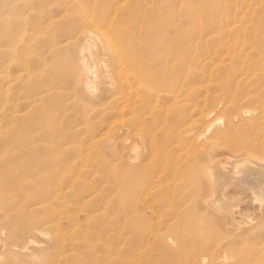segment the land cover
<instances>
[{
  "label": "rangeland",
  "instance_id": "obj_1",
  "mask_svg": "<svg viewBox=\"0 0 264 264\" xmlns=\"http://www.w3.org/2000/svg\"><path fill=\"white\" fill-rule=\"evenodd\" d=\"M262 73L264 0H0V264H264V230L231 240L195 185L165 184L180 212L165 211L147 153L135 157L155 118ZM165 212L192 224L180 254L152 235Z\"/></svg>",
  "mask_w": 264,
  "mask_h": 264
},
{
  "label": "bare ground",
  "instance_id": "obj_2",
  "mask_svg": "<svg viewBox=\"0 0 264 264\" xmlns=\"http://www.w3.org/2000/svg\"><path fill=\"white\" fill-rule=\"evenodd\" d=\"M88 51L86 48L82 50L84 68L87 75L95 78L96 63ZM260 78L259 82L250 83L243 89L237 85L235 87L226 85L224 93L219 96L213 94L211 98L206 97L202 102L203 107L198 103L194 104L186 115L165 118L164 121L155 118L156 128L151 131L150 146L146 145L144 132L139 131L137 134L139 142L135 146V157L147 153L156 197L162 196L164 199L158 204L163 206L165 211L169 208V212L173 213L177 207L175 208L174 203H167L169 189L165 184L171 182L170 187L175 188L184 184L179 188H186L188 185L191 190L194 188L191 185H195L192 194L198 196L200 211L210 220L218 222L222 231L231 240L240 238L244 240L247 234L255 230H264V97L261 96L264 92V73ZM188 87L183 86L184 90ZM173 88L174 84L165 92L174 98L180 97L187 106L189 103L186 94L170 92ZM249 101L255 104L249 106L241 103ZM216 114L222 116L214 120L213 116ZM257 128L261 130L258 131ZM157 131L168 132L173 135V139L167 136L163 143L157 144ZM177 211L180 212L178 209ZM165 214L166 212L163 215L154 214L156 228L151 234L157 238L161 231H167L165 239L168 246L179 250L180 254V244L186 246L181 230L187 224L173 223L172 220L179 217L175 213L172 218L167 219ZM161 216H164L163 220ZM207 217L199 215L195 220L196 225L201 224L200 220H205L208 222L204 227L214 230V221L210 222ZM181 219L183 220L182 216ZM171 222L179 226H173ZM216 240L219 241L220 238L217 237ZM200 255V259L203 260L207 257L203 251H200ZM195 257L199 256L196 254L192 258Z\"/></svg>",
  "mask_w": 264,
  "mask_h": 264
}]
</instances>
